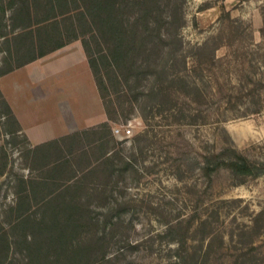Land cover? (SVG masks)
<instances>
[{"label":"rangeland","instance_id":"1","mask_svg":"<svg viewBox=\"0 0 264 264\" xmlns=\"http://www.w3.org/2000/svg\"><path fill=\"white\" fill-rule=\"evenodd\" d=\"M116 4L122 42L98 44L76 12L47 28L86 32L106 121L33 144L0 91V264H264V0ZM0 5L1 73L39 46L35 17ZM238 154L258 173L229 166ZM48 176L17 222L10 206Z\"/></svg>","mask_w":264,"mask_h":264},{"label":"crops","instance_id":"2","mask_svg":"<svg viewBox=\"0 0 264 264\" xmlns=\"http://www.w3.org/2000/svg\"><path fill=\"white\" fill-rule=\"evenodd\" d=\"M0 91L18 131L33 144L108 119L80 42H69L0 73ZM84 106L90 110H81ZM68 113L73 121L70 125Z\"/></svg>","mask_w":264,"mask_h":264},{"label":"trees","instance_id":"3","mask_svg":"<svg viewBox=\"0 0 264 264\" xmlns=\"http://www.w3.org/2000/svg\"><path fill=\"white\" fill-rule=\"evenodd\" d=\"M1 2L3 0H0ZM20 2V3H19ZM118 0H10L9 8H11L14 12L20 13L24 18L27 17V20L30 21L32 17H35L34 24L36 25V35L37 39L33 40V44L35 42L38 43L39 51L33 54V56L30 58V60L35 59L39 56H43L44 54L50 52L51 50L57 49L65 44L68 43V41H59L58 36L62 32L60 29L56 30V32L48 31V27L53 26L55 27L58 25L59 19L57 18L59 14L64 13H77L78 19L80 20V26H89L92 28V25H97L99 28L94 29L93 32L94 35L92 37H95L98 44H101V41L103 42H110L114 41L116 42H122V40L125 39V36L123 34V31L121 30L122 25V18L120 15L115 13V6L117 5ZM0 8H4L3 5H0ZM61 8V9H60ZM174 12V16H175ZM76 15V14H75ZM23 26V29L27 30L29 23ZM72 32L70 35L73 39H77L79 37L82 38V43L84 46V50L86 52V55L88 57L89 63L93 69V72L95 74L98 86L103 87L104 81L100 75V70L98 66L97 61V51L93 50L91 42L89 37L86 36L85 31H78L75 24L71 25ZM32 31V30H31ZM44 31V32H43ZM46 32V34H44ZM100 34H97V33ZM97 34V35H96ZM1 35L8 38V33H2ZM44 36L50 38H45ZM102 37L103 40L101 39ZM50 40V41H49ZM54 40V41H53ZM51 41L54 42L53 46H48L51 44ZM48 46V47H46ZM114 48H111L110 45H108L107 50H103V53L106 52V54H102L101 57H105L106 55H109L110 59H116V56L118 54H121L125 51H123L120 47V45H112ZM100 49L98 48V51ZM116 55V56H115ZM11 68L7 69L10 70ZM5 70V71H7ZM5 71L1 72L4 73ZM7 103V102H6ZM8 105V103H7ZM9 107V105H8ZM10 109V107H9ZM10 113L12 114V111L10 109ZM13 120L16 122V118L14 115L12 116ZM17 123V122H16ZM104 127L107 126L106 123L103 124ZM221 163H225L224 161H221ZM220 163V164H221ZM226 164V163H225ZM228 164V163H227ZM60 165V164H59ZM219 165H216L218 167ZM229 166H231L236 172L241 173H258V171H255V169H258L257 165L251 163L249 159L243 155L238 154L235 159H232L229 162ZM44 177L41 179V181H37L34 183V188L30 190H25L26 188L22 189V191L25 190V193H21V200L16 202V205L10 206L12 210H14V213L16 215L17 222H23L31 217V210L30 207L27 209H24L23 204L26 203V201L29 200V197L34 196L32 193H37V187H44L47 186L48 183H50L51 177ZM54 180V179H53ZM34 181H32L33 183ZM52 192H43L42 196L40 198L41 203H48L51 201L50 195ZM45 203V204H46ZM44 204V205H45ZM46 219L45 215L43 214L42 218L37 221V225L40 227L43 224V221ZM44 226H46L44 224ZM35 241V240H34ZM38 241V240H37ZM36 250L40 248L39 241L37 242ZM33 251L35 250L33 246L31 248Z\"/></svg>","mask_w":264,"mask_h":264},{"label":"built area","instance_id":"4","mask_svg":"<svg viewBox=\"0 0 264 264\" xmlns=\"http://www.w3.org/2000/svg\"><path fill=\"white\" fill-rule=\"evenodd\" d=\"M132 132V129L129 127V126H124V127H121V126H116L114 127V133L115 134H121L123 136H129Z\"/></svg>","mask_w":264,"mask_h":264}]
</instances>
